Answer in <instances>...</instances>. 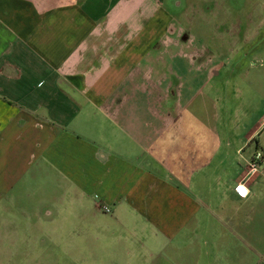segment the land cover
I'll use <instances>...</instances> for the list:
<instances>
[{
  "label": "crops",
  "instance_id": "obj_1",
  "mask_svg": "<svg viewBox=\"0 0 264 264\" xmlns=\"http://www.w3.org/2000/svg\"><path fill=\"white\" fill-rule=\"evenodd\" d=\"M171 2L0 0V264H23L27 241L12 239L15 218L68 216L57 199L34 210L17 202L18 190L47 186L84 213L73 214L79 228L53 231L54 242L44 234L26 257L264 264L253 241L263 150L246 174L260 124L221 117L219 85L206 90L220 70L208 47L192 48L170 29ZM179 61L201 75L179 74ZM72 243L73 254L59 249Z\"/></svg>",
  "mask_w": 264,
  "mask_h": 264
},
{
  "label": "rangeland",
  "instance_id": "obj_2",
  "mask_svg": "<svg viewBox=\"0 0 264 264\" xmlns=\"http://www.w3.org/2000/svg\"><path fill=\"white\" fill-rule=\"evenodd\" d=\"M185 1L186 3L182 11L179 10L174 13L176 25L178 26L177 33L180 32L185 37L192 38V48L208 47L210 64L218 62L222 69L220 70V77L211 80L206 90L209 92L211 90H208L209 88L219 85L222 92V102H218L221 117H231L233 113H236L237 115L247 117L249 124H260L256 138L258 137L261 143L258 153L263 154L264 0H222L223 6H219L218 8L214 7L215 0ZM170 9H173L172 6ZM212 54H214V57L211 58ZM174 65L179 70V74L187 75L191 79H195L196 76L201 75V73H196L199 66L196 67L195 65L196 68L185 71L186 65L182 61L176 62ZM166 100L170 101V99ZM250 149L254 150V146H250ZM263 166L264 161L262 168ZM258 182L260 184L255 188L257 200V221H255V226L258 229V236L254 237L253 241L264 247V185H261L264 183V179H259ZM31 191L27 189L18 190L17 202L26 201L28 202V206L34 210L36 204L42 199H57L56 207L59 209V212L68 215L65 218L59 215L57 219L47 222L26 220L20 217L15 218L11 222L12 226L9 228H13V232L16 234V238L13 237L12 239L27 241L24 248H22V245H18L19 262L23 264H46L47 260L44 257L35 255L29 258L26 257L27 255H24V251L26 249L27 252L31 250L35 251V247L44 234L49 233L51 241L54 242L57 239V233L53 231L65 230L64 232L68 233L69 231H73L75 224L79 228V222L74 220L73 214L84 213V209L78 205L67 204L70 198L69 193L65 192L62 194L56 188L43 187L41 190H35L30 195ZM102 213L99 212V215L104 216L109 214V212ZM85 223L87 226L83 224L82 227L88 229L90 222L86 221ZM4 227L2 226V228ZM23 229L28 232L27 238L24 237L25 231H22ZM52 245L54 247L55 245L58 246V244L54 243ZM59 249L63 251L67 250V253H69L68 250L70 249L71 254H73V243L67 246L62 244ZM51 257L53 255H50Z\"/></svg>",
  "mask_w": 264,
  "mask_h": 264
},
{
  "label": "flooded vegetation",
  "instance_id": "obj_3",
  "mask_svg": "<svg viewBox=\"0 0 264 264\" xmlns=\"http://www.w3.org/2000/svg\"><path fill=\"white\" fill-rule=\"evenodd\" d=\"M185 0H172V2H171V4L173 5V10H172V12H173V14L174 13H176L177 11H179V10H181L182 11V9H183V7H184V5H185V3H186V1L184 2ZM199 0H195V2H198ZM201 1V0H200ZM206 1H209V0H206ZM223 4V2H222V0H215L214 1V7H219V6H223L222 5ZM182 5V8H180V7H178V6H181ZM248 15V14H247ZM177 23H176V18H175V21L171 24V26H170V29L172 30V31H175V29L177 30V28H178V26L176 25ZM179 34V39L181 38V39H185V38H188V37H185L184 35H183V33H180V32H178ZM212 57H214V54H212ZM218 62H216V66L219 68V70H222L221 69V65H220V63L218 64Z\"/></svg>",
  "mask_w": 264,
  "mask_h": 264
},
{
  "label": "built area",
  "instance_id": "obj_4",
  "mask_svg": "<svg viewBox=\"0 0 264 264\" xmlns=\"http://www.w3.org/2000/svg\"><path fill=\"white\" fill-rule=\"evenodd\" d=\"M261 154L260 153H256L253 156V159L247 164L246 166V174H253L256 172L257 167H258V160L260 159ZM246 189L244 188H240L237 191V194L241 197H244L246 194ZM99 208L102 210V212L104 213H108L110 212V209L108 206L106 205H99Z\"/></svg>",
  "mask_w": 264,
  "mask_h": 264
}]
</instances>
